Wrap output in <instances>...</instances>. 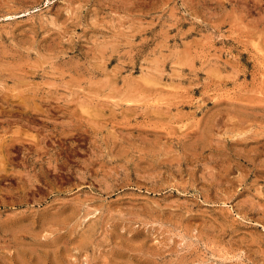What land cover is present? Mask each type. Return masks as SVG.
I'll list each match as a JSON object with an SVG mask.
<instances>
[{
  "label": "rangeland",
  "instance_id": "obj_1",
  "mask_svg": "<svg viewBox=\"0 0 264 264\" xmlns=\"http://www.w3.org/2000/svg\"><path fill=\"white\" fill-rule=\"evenodd\" d=\"M0 264H264V0H0Z\"/></svg>",
  "mask_w": 264,
  "mask_h": 264
}]
</instances>
